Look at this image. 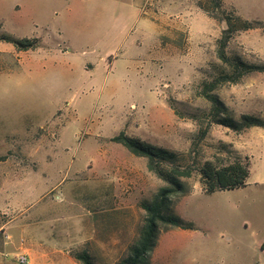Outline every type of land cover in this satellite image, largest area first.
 Here are the masks:
<instances>
[{"label":"rangeland","instance_id":"374dc122","mask_svg":"<svg viewBox=\"0 0 264 264\" xmlns=\"http://www.w3.org/2000/svg\"><path fill=\"white\" fill-rule=\"evenodd\" d=\"M209 0H0V35L38 39L18 51L0 41V264H117L142 224L143 201L163 185L111 139L130 138L185 155L189 192L172 198L190 229L161 228L152 264H264V129L198 128L209 108L198 84L221 64L225 21ZM225 16L252 29L226 51L264 64V0H223ZM218 16L220 13L214 12ZM222 65V64H221ZM238 119H264V72L216 89ZM205 126V125H204ZM230 145L250 159L243 188L204 193L205 161L227 165Z\"/></svg>","mask_w":264,"mask_h":264},{"label":"trees","instance_id":"16d2710c","mask_svg":"<svg viewBox=\"0 0 264 264\" xmlns=\"http://www.w3.org/2000/svg\"><path fill=\"white\" fill-rule=\"evenodd\" d=\"M209 1L211 6L203 7L204 11L210 17L225 21L226 24L217 40L216 48V56L222 65L215 66L214 73L198 84L197 95L208 102L209 108L199 113L189 114L188 118L194 121L198 128L193 140L194 145L206 137L208 127L212 124L223 126L236 133L253 127L264 129V119L254 115L243 113L235 119L215 93L216 89L224 84H237L247 75L264 72V64L247 63L239 56L229 55L226 51L234 34L252 29L259 25V22L251 23L236 14L225 16L222 9L223 0ZM0 41L12 44L18 51H28L38 47V39H17L1 34ZM111 141L124 147L130 154L145 158L147 170L163 183L150 201L140 203L144 211L142 224L135 241L128 246L127 254L117 263L152 264L150 253L157 244L158 234L162 227L165 230L172 227L179 229L192 227L191 223L183 221L174 214L172 198L182 197L189 192L181 179L190 178L193 172L191 167L185 164V155L182 153L130 138L124 132L114 136ZM223 150L234 154L232 162L217 166L213 162L205 161L197 170L200 187L204 193L210 194L246 186L250 174L249 157L241 156L236 150H231L230 145H223ZM73 256L80 264H95L87 252H79Z\"/></svg>","mask_w":264,"mask_h":264},{"label":"built area","instance_id":"2783aa9c","mask_svg":"<svg viewBox=\"0 0 264 264\" xmlns=\"http://www.w3.org/2000/svg\"><path fill=\"white\" fill-rule=\"evenodd\" d=\"M17 261L19 264H26L27 263V258L25 256H18Z\"/></svg>","mask_w":264,"mask_h":264},{"label":"crops","instance_id":"0c3cea01","mask_svg":"<svg viewBox=\"0 0 264 264\" xmlns=\"http://www.w3.org/2000/svg\"><path fill=\"white\" fill-rule=\"evenodd\" d=\"M263 252H264V245H263Z\"/></svg>","mask_w":264,"mask_h":264}]
</instances>
